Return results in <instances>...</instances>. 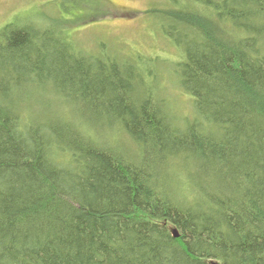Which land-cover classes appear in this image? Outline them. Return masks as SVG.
I'll return each mask as SVG.
<instances>
[{
    "label": "trees",
    "instance_id": "trees-1",
    "mask_svg": "<svg viewBox=\"0 0 264 264\" xmlns=\"http://www.w3.org/2000/svg\"><path fill=\"white\" fill-rule=\"evenodd\" d=\"M94 1L0 28V264H264V0L151 10L167 61L55 18Z\"/></svg>",
    "mask_w": 264,
    "mask_h": 264
},
{
    "label": "rangeland",
    "instance_id": "rangeland-1",
    "mask_svg": "<svg viewBox=\"0 0 264 264\" xmlns=\"http://www.w3.org/2000/svg\"><path fill=\"white\" fill-rule=\"evenodd\" d=\"M64 1L0 0V28L8 24L22 27L23 24H26L24 23L25 19H33L40 12L58 11ZM95 1L96 5L92 10L77 9L71 11L70 15H61L60 12H56L55 18L75 20L76 25L72 31L77 39L85 43V46L93 47L92 44L105 42L111 49L123 54L140 53L161 57L166 61L167 59L177 60L176 50L166 40L156 35L160 16L150 12L153 9H164L166 5L168 6V0ZM26 25L36 27V22L32 21ZM63 26L69 28L70 25ZM163 72L162 78L167 77V72ZM160 92L168 99L172 98L176 101V105H178L176 108L181 114L189 112L191 99L176 89L172 85V81L162 82Z\"/></svg>",
    "mask_w": 264,
    "mask_h": 264
},
{
    "label": "snow or ice",
    "instance_id": "snow-or-ice-1",
    "mask_svg": "<svg viewBox=\"0 0 264 264\" xmlns=\"http://www.w3.org/2000/svg\"><path fill=\"white\" fill-rule=\"evenodd\" d=\"M114 2H115V0H114Z\"/></svg>",
    "mask_w": 264,
    "mask_h": 264
},
{
    "label": "water",
    "instance_id": "water-1",
    "mask_svg": "<svg viewBox=\"0 0 264 264\" xmlns=\"http://www.w3.org/2000/svg\"><path fill=\"white\" fill-rule=\"evenodd\" d=\"M175 236H177V235H175Z\"/></svg>",
    "mask_w": 264,
    "mask_h": 264
}]
</instances>
